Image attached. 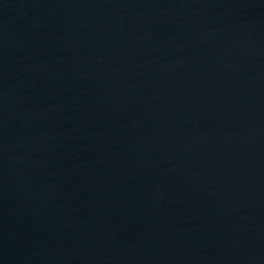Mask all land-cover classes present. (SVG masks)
I'll return each mask as SVG.
<instances>
[{
  "label": "water",
  "instance_id": "water-1",
  "mask_svg": "<svg viewBox=\"0 0 264 264\" xmlns=\"http://www.w3.org/2000/svg\"><path fill=\"white\" fill-rule=\"evenodd\" d=\"M0 264H264V0H0Z\"/></svg>",
  "mask_w": 264,
  "mask_h": 264
}]
</instances>
